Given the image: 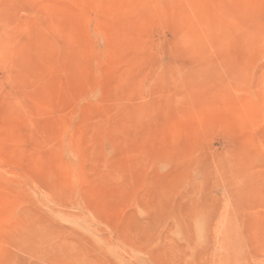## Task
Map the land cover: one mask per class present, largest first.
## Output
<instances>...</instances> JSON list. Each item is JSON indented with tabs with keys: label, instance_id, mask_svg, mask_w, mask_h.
<instances>
[{
	"label": "rangeland",
	"instance_id": "obj_1",
	"mask_svg": "<svg viewBox=\"0 0 264 264\" xmlns=\"http://www.w3.org/2000/svg\"><path fill=\"white\" fill-rule=\"evenodd\" d=\"M0 264H264V0H0Z\"/></svg>",
	"mask_w": 264,
	"mask_h": 264
}]
</instances>
